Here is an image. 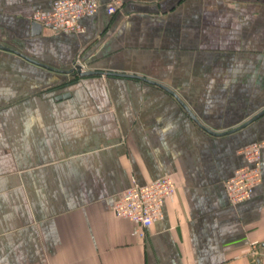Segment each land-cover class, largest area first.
<instances>
[{
	"label": "crops",
	"instance_id": "obj_1",
	"mask_svg": "<svg viewBox=\"0 0 264 264\" xmlns=\"http://www.w3.org/2000/svg\"><path fill=\"white\" fill-rule=\"evenodd\" d=\"M53 1L0 0V264H253L264 146L249 199L224 183L264 143V114L235 130L264 109V55L240 50L264 49V0H121L78 35L30 21ZM75 59L103 74L72 80ZM165 175L143 235L113 216Z\"/></svg>",
	"mask_w": 264,
	"mask_h": 264
},
{
	"label": "built area",
	"instance_id": "obj_2",
	"mask_svg": "<svg viewBox=\"0 0 264 264\" xmlns=\"http://www.w3.org/2000/svg\"><path fill=\"white\" fill-rule=\"evenodd\" d=\"M120 6L121 0H110L105 4L100 0H54L49 11L34 13L30 21L53 33L78 35L84 30L80 22L83 18L102 10L113 15ZM73 68L77 75L86 71L78 61L73 63ZM263 146V142L253 143L240 151L249 166L237 169L224 183L231 204L249 199L253 188L260 183V151ZM175 191L176 185L168 175L144 184L132 180V184L119 195L111 212L114 217L135 224V232L143 235L163 216L164 203L174 196ZM259 247V244H255L253 258L261 255L264 262V251L260 252Z\"/></svg>",
	"mask_w": 264,
	"mask_h": 264
},
{
	"label": "water",
	"instance_id": "obj_3",
	"mask_svg": "<svg viewBox=\"0 0 264 264\" xmlns=\"http://www.w3.org/2000/svg\"><path fill=\"white\" fill-rule=\"evenodd\" d=\"M101 74H103V73L97 72V71H85V72L79 73L78 76L79 77H86V76L101 75ZM107 74L111 75V76L124 77V78H137V79L146 81V79H144V78L133 76V75H129V74L128 75L127 74H119V73H107ZM159 86H161V85H159ZM162 88H164L165 90L168 91V89H166L165 87H162ZM68 96H69V94H62V95L56 97V100L64 99V98H66ZM263 114H264V109L262 111L258 112L257 114H255L253 117H251L248 121L243 123L241 126L236 128L235 130H238V129H241V128L245 127L246 125H248L249 123H251L252 121H254L255 119H257L258 117H260ZM229 132H232V131H229ZM223 134H226V133H223ZM214 135H219L220 136L222 134H214ZM259 249H260V252H263L264 251V244H260ZM261 261H262L261 255H258L257 257L253 258V264H260Z\"/></svg>",
	"mask_w": 264,
	"mask_h": 264
},
{
	"label": "rangeland",
	"instance_id": "obj_4",
	"mask_svg": "<svg viewBox=\"0 0 264 264\" xmlns=\"http://www.w3.org/2000/svg\"><path fill=\"white\" fill-rule=\"evenodd\" d=\"M36 12H39V11H36ZM36 12H34V13H36ZM33 13V14H34ZM32 14V15H33ZM31 15V16H32ZM30 18V17H29ZM221 50H224V49H221ZM240 50H242L243 52H244V54L246 53L247 55L246 56H250L252 59H256V57H260L261 56V54L262 55H264V49L263 50H261V48L259 47V45L258 46H255V43H254V46H252L251 48H248V49H240ZM76 61H78L82 66H84V69L83 70H86V71H88V69H87V65L84 63V62H82V61H80L79 59H75L74 61H73V63H75ZM73 63H72V65H71V67H70V69H71V74H73V75H75L74 77L75 78H73L72 80H75V79H77L78 77V75H77V72L74 70V68H73ZM256 68H259L258 66H256Z\"/></svg>",
	"mask_w": 264,
	"mask_h": 264
}]
</instances>
